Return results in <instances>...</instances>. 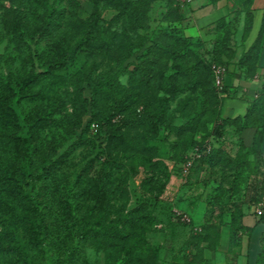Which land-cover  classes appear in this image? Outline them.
Here are the masks:
<instances>
[{
  "label": "rangeland",
  "instance_id": "obj_1",
  "mask_svg": "<svg viewBox=\"0 0 264 264\" xmlns=\"http://www.w3.org/2000/svg\"><path fill=\"white\" fill-rule=\"evenodd\" d=\"M206 3L98 0L94 39L77 53L75 66L45 77L30 89L36 97L20 100L14 86L32 68L68 56L86 30L78 21L91 15L93 0H0V162L2 129L18 138L42 119L29 129L31 145L48 144L53 134L64 146L71 144L64 136L82 135L81 144L95 138L90 129L98 120L91 116L111 107L119 125L125 109L144 119L122 127L111 166L103 154L96 167L102 178L109 175L99 194L106 220L100 226L107 231L115 220L116 229L108 240L103 234L86 244L87 264H264V165L243 136L250 126L264 131V96L246 122L221 118L227 94L211 66L226 73L239 65L245 39L231 32L229 21L199 32L196 9ZM51 6L58 26L39 36L41 15ZM16 8L25 34L13 21ZM101 85L94 103L92 91ZM137 134L144 136L138 146ZM196 150L204 154L193 160ZM248 214L260 218L259 237L242 226Z\"/></svg>",
  "mask_w": 264,
  "mask_h": 264
},
{
  "label": "trees",
  "instance_id": "obj_2",
  "mask_svg": "<svg viewBox=\"0 0 264 264\" xmlns=\"http://www.w3.org/2000/svg\"><path fill=\"white\" fill-rule=\"evenodd\" d=\"M97 9L98 0H93L91 15L86 20L78 21L86 30L73 45L68 56L59 61H48L42 67L32 68L21 84L12 87L15 96L20 100L36 97L37 94L30 92L34 84H39L42 79L55 72L69 70L75 66L77 53L94 39L91 33L96 31L94 23ZM19 12L17 8L12 12L13 21L16 22V28L25 34ZM56 12L55 6H51L48 12L41 15L39 27L36 28L39 36L53 31L58 26V18L54 15ZM24 37L33 39L35 36L28 37L26 34ZM253 55L255 56L253 52L244 54L241 64L248 62L247 60L251 64ZM204 69L207 72L206 67ZM208 78L210 79V74ZM94 87L91 101L99 99L98 95L105 86ZM223 90L225 93L226 90ZM262 96L264 95L261 94L251 102L243 122H246L248 116L255 115L254 111L260 108L258 104L263 100ZM124 111L126 117L122 125H119L121 122L116 118L120 114L115 113V107L93 114L91 119L98 120L94 122L98 125L97 134L92 135L96 137L87 141V144L78 143L82 135H74L64 136L63 140H70L71 144L63 146L56 142V135L52 134L48 144L40 142L31 145V139L28 140L31 137L29 129L33 127L34 122L38 125L42 123V119L33 120L29 127L24 126L26 130L22 131V136L18 138L2 129L0 264H87L86 244L97 239L99 235L109 237L108 233H113L116 229L115 220L108 222L107 231L100 226L105 225L106 220H102L101 212L98 211L99 194L109 175L106 179L102 178L101 174L96 172V167L104 157L103 154L107 157L104 165L111 166L110 162L117 149L113 141L125 135V132H120L122 127L132 125L136 121H144L137 120L128 109ZM21 123L25 125L24 122ZM250 128L256 129L252 149L260 156L259 142L264 131L255 126ZM102 132L105 133L104 137ZM137 138L136 146L142 143L144 136L137 134ZM90 174L92 179L87 182H90L91 191L86 193L83 184ZM259 219L258 217V222ZM123 228L124 226L121 227Z\"/></svg>",
  "mask_w": 264,
  "mask_h": 264
},
{
  "label": "crops",
  "instance_id": "obj_3",
  "mask_svg": "<svg viewBox=\"0 0 264 264\" xmlns=\"http://www.w3.org/2000/svg\"><path fill=\"white\" fill-rule=\"evenodd\" d=\"M206 4L201 10L196 9L194 22L197 30L202 32L201 29L206 28L215 32V26L220 21L225 23L229 21L233 26L230 28L231 32L245 39L243 42L239 40V43L243 44L240 46L242 52L255 54L251 64L247 60L248 62L237 66L229 65L222 77L227 95L221 103V118L243 120L251 102L261 94L264 95V0H207ZM255 132V128H246L243 131L249 145L253 144ZM259 149L264 165V134L260 138ZM242 226L254 229L251 234L257 237L262 232L255 214L245 215ZM257 230L258 232H255ZM255 243L257 244V241ZM256 260L257 256L254 257V261Z\"/></svg>",
  "mask_w": 264,
  "mask_h": 264
},
{
  "label": "built area",
  "instance_id": "obj_4",
  "mask_svg": "<svg viewBox=\"0 0 264 264\" xmlns=\"http://www.w3.org/2000/svg\"><path fill=\"white\" fill-rule=\"evenodd\" d=\"M177 3L180 5V6H187V5H190L192 2H194L195 0H176ZM211 69H212V72L214 74V78H215V83L217 86H219V90H222V84H221V81H222V77L224 75V71H225V68L223 67H220V66H215V65H212L211 66ZM98 129V125L97 124H92L91 125V131L93 132H96ZM204 152H200L199 150H196L192 156V159H200L201 158V155H203ZM192 159L190 160H187L186 163H185V170L187 171V169L191 166L192 164Z\"/></svg>",
  "mask_w": 264,
  "mask_h": 264
}]
</instances>
